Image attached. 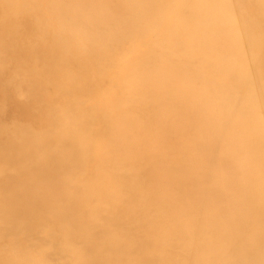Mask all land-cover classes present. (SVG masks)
Returning a JSON list of instances; mask_svg holds the SVG:
<instances>
[{"label": "bare ground", "instance_id": "1", "mask_svg": "<svg viewBox=\"0 0 264 264\" xmlns=\"http://www.w3.org/2000/svg\"><path fill=\"white\" fill-rule=\"evenodd\" d=\"M0 264H264V0H0Z\"/></svg>", "mask_w": 264, "mask_h": 264}]
</instances>
